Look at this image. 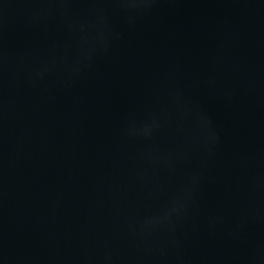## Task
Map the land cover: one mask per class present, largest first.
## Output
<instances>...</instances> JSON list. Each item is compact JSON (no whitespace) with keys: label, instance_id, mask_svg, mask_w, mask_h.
Segmentation results:
<instances>
[{"label":"water","instance_id":"water-1","mask_svg":"<svg viewBox=\"0 0 264 264\" xmlns=\"http://www.w3.org/2000/svg\"><path fill=\"white\" fill-rule=\"evenodd\" d=\"M0 264H264V0H0Z\"/></svg>","mask_w":264,"mask_h":264}]
</instances>
